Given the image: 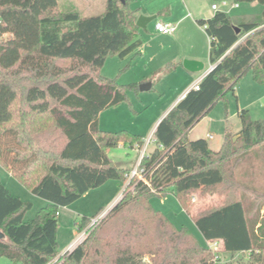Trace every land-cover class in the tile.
<instances>
[{"label":"trees","instance_id":"1","mask_svg":"<svg viewBox=\"0 0 264 264\" xmlns=\"http://www.w3.org/2000/svg\"><path fill=\"white\" fill-rule=\"evenodd\" d=\"M234 1L264 5V0ZM129 3L107 0L102 15L82 17L61 12L57 0H0V163L33 195L48 201L25 221L32 202L0 179L5 235L0 258L16 264H217L189 228H177L151 206L155 195L174 193L203 239L221 244V260L243 254L246 261L237 264H264V189L237 174L249 153L264 172V120L241 110L238 139L227 132L217 151L206 139H188L248 71L264 82V9L245 20L217 11L198 21L211 39L215 67L201 80L200 90L187 92L154 129L156 147L141 161L146 182L133 178L128 183L131 170L117 167L106 151L122 143L142 146L144 140L127 131H103L99 120L126 100L123 86L100 75L106 59L142 54L144 42ZM109 180L127 182L122 196L86 239L59 255L58 208ZM194 187L202 194L216 192L224 204L195 209L189 194ZM103 212L83 217L79 231Z\"/></svg>","mask_w":264,"mask_h":264},{"label":"rangeland","instance_id":"2","mask_svg":"<svg viewBox=\"0 0 264 264\" xmlns=\"http://www.w3.org/2000/svg\"><path fill=\"white\" fill-rule=\"evenodd\" d=\"M107 0H57L59 10L64 13L77 12L82 17L102 15L106 10ZM130 9L135 11L136 17L166 13H177L182 10L190 13L193 17H209L216 11L212 10L213 4L219 6L221 12L236 20H245L251 16L260 15L264 9V5L257 2L236 4L234 0H130ZM157 20L150 22L147 29H140L139 36L143 40V55H130L124 59L116 55H110L104 63L100 75L114 81L118 86H123L126 92V100L121 105L109 108L100 114L99 125L103 131L114 134L123 131L130 132L136 136H141L145 141L149 139L153 133V127L171 109V102L175 96L176 86H181L175 79L173 71L168 69L166 73H159L160 59L157 56L155 47L164 45L162 40H154V36L158 33L155 31ZM198 34V33H197ZM205 34V33H204ZM200 34L196 35L191 32L189 38L182 40V45L195 46L200 48ZM202 40L206 42L205 36ZM207 43L209 40L207 38ZM148 53V55H147ZM136 59L135 61H132ZM132 61V62H131ZM156 69L159 70H153ZM158 67V68H157ZM156 71V72H155ZM144 76L146 79H144ZM153 79V80H152ZM140 80H152L153 87L149 91L140 89ZM238 83L236 95L233 92L227 93L224 99L217 102L216 106L205 115L201 121L196 124L188 135L191 140L201 139V137L212 135L208 138V142L212 150L217 151L221 147L227 132H236L242 129L241 120L238 110H248L254 120H264V82L258 83L253 79L252 71H248ZM131 84H138L136 90L128 88ZM234 138V133L231 134ZM155 144H151L148 152H153ZM106 153L111 161L115 164H122L119 168H126L129 172L136 166L138 153L135 148H131L128 144H119L115 147L108 148ZM261 170V168H260ZM259 170V171H260ZM256 170L249 171V181L255 188L264 189V172ZM259 172V173H258ZM128 183L131 179L127 176ZM0 179L1 182L15 195L21 197L25 202H32V208L26 212L25 221H29L37 216L39 211L44 208L48 201L35 196L20 181H18L9 170L0 163ZM127 182L120 180H109L101 187L92 189L84 196L76 200L68 206L58 208V233L57 243H59L58 254L62 256L68 250V246L75 240L76 244L80 234L85 232L84 239L88 237L93 226L90 224L79 231L77 223L83 217L92 218L97 215L105 207V203L115 193L121 194ZM191 202L195 209H213L219 208L224 204L221 197L218 201L214 200L218 196L216 192L202 194L199 187L189 190ZM154 209L161 211L166 218L177 228H189L194 236L202 245H207L200 231L194 223L191 216L185 212L174 193H170L165 197L155 195L150 200ZM221 250V247H220ZM243 254L236 255L233 259L229 257L223 258L220 264H237L246 261ZM58 262V260L56 261ZM0 264H16L12 260L1 257Z\"/></svg>","mask_w":264,"mask_h":264},{"label":"crops","instance_id":"3","mask_svg":"<svg viewBox=\"0 0 264 264\" xmlns=\"http://www.w3.org/2000/svg\"><path fill=\"white\" fill-rule=\"evenodd\" d=\"M183 8L184 7H182V10L178 11L177 13L175 12V13L171 14L168 11H166V13L163 12L162 14L160 13L158 15H155L156 19H158L157 22L161 21L163 23H170V24H173L176 26L175 32L173 34H170V35L160 34L155 29V31L158 34L153 37L155 41L156 40H162L164 43V45H162V47H160V48L155 47L156 54H157V56H159V59H160V66L161 67H159V69H161V68L162 69H161V71H158L159 73H156V74L154 73V75L158 76L161 72L164 73L168 68H170V70L173 71L171 74H175L174 75L176 77L175 79L179 82V84H182L181 86H179V85L176 86V91H175L176 93H175V96L173 97V101L171 102V109L173 107H175L180 101H182L184 99V95L187 92H189L190 90H192L193 86L200 79H203L207 74H209L212 71V69L215 67L210 62V49L209 48H210L211 39L205 33V28L198 23L199 20L211 19L215 13L209 17H198L197 18V17H193L190 13H186ZM218 10H214V11L217 12ZM191 32L195 33L196 35L200 34L199 35L200 36V45H201L200 48H198V47L195 48V46H192V45L187 46V47L182 45V43H181L182 40L184 38H189ZM203 36H205V38H206V42L204 41V44L202 43L203 42L202 40H204ZM207 38L209 40V43H207ZM141 51H142V48H141ZM141 55H143V51H142ZM147 55H148V53H147ZM135 60L136 59H133L132 61H135ZM184 60H192V61L201 62L204 65V69L202 71H199V73L191 72V71L187 70L185 68V66H183ZM159 69H156V67H155L153 70H159ZM144 79H146L145 76H144ZM152 80H150V81L140 80L141 82H137V83L141 84V86L150 84L151 87L149 90H151L153 87V84H154V83H152ZM237 87L238 86H236V88L233 92L234 95H236ZM149 90H146V91H149ZM242 110H244V109H242ZM240 111L241 110H238L239 113H240ZM168 113H167V115H168ZM166 116H164V117H166ZM161 120L159 122H157V125L161 122ZM157 125L155 124V126L153 127V130L157 127ZM193 128H192V130H193ZM241 130L242 129H240L236 132L232 131L234 133L233 141L238 139L239 133ZM201 138L206 139L208 141V138L212 139L213 136L208 135V137L204 136ZM188 139L191 140L189 135H188ZM196 140H199V139H196ZM191 141H194V140H191ZM208 144H209V142H208ZM219 149H217V150H219ZM213 151H215V150H213ZM121 166H122V164H121ZM261 167H262V163L259 159H257V156L255 154L249 153V155H246L243 158L242 163L239 165L237 174L243 182L249 184L251 182L248 180L249 179V171H252V170L259 171V168H261ZM121 196H122V193L121 194L115 193L113 196L108 198V200L105 203V207L103 208V210L104 211L108 210V208L113 206L120 199ZM219 199H221V196H219V195L214 197V200H216V201H218ZM74 242H75V240L68 246V248L70 246L74 245Z\"/></svg>","mask_w":264,"mask_h":264},{"label":"built area","instance_id":"4","mask_svg":"<svg viewBox=\"0 0 264 264\" xmlns=\"http://www.w3.org/2000/svg\"><path fill=\"white\" fill-rule=\"evenodd\" d=\"M212 9L213 10H218L219 9V6L217 4H213ZM155 29L160 34H163V35H167L168 34V35H170V34H173L175 32L176 26L173 25V24H170V23H163V22L159 21V22L156 23ZM201 80L202 79H200L193 86L192 89H194L196 91H199L200 90V85H201V82H202ZM151 144H156L155 143V140L153 139V135L149 139L145 140L143 142L142 146L136 147V150H137V153H138V158H137V161H136L137 163H136V166L128 174V177L131 180L133 178H137L138 180H141V181L146 182L145 169L142 166V162L141 161L143 160V158H145L147 155L150 154L148 152V150H149V147H150ZM110 208H108V210H106L103 213H101L99 216L93 218L92 221H91L92 222L91 225L93 226L98 221H100L108 213V211H109ZM84 235H85V232H82L80 234V236H79L76 244L70 246L67 251H70V250L74 249L77 246V244H79L81 241H83ZM207 245H208L209 249L213 252L215 263L220 264V262L222 260L220 259V256L218 255V253L220 252L221 244H219L218 242H208Z\"/></svg>","mask_w":264,"mask_h":264},{"label":"water","instance_id":"5","mask_svg":"<svg viewBox=\"0 0 264 264\" xmlns=\"http://www.w3.org/2000/svg\"><path fill=\"white\" fill-rule=\"evenodd\" d=\"M118 1V0H116ZM121 1L123 4L125 3V0H119ZM156 20V16L153 15V16H150V17H145V16H140L137 18V26L140 28V29H144L146 30L148 25L150 24V22ZM183 66H185V68L191 72H196V73H199V71H202L204 69V65L201 63V62H197V61H192V60H184L183 61ZM151 87V85H142L140 87V89L142 91H146V90H149ZM117 167L121 166V164H116ZM5 235L1 232L0 230V238H4Z\"/></svg>","mask_w":264,"mask_h":264}]
</instances>
